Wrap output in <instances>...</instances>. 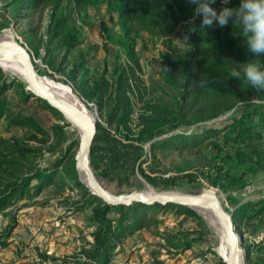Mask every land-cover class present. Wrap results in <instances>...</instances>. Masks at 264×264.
<instances>
[{"label": "rangeland", "instance_id": "obj_1", "mask_svg": "<svg viewBox=\"0 0 264 264\" xmlns=\"http://www.w3.org/2000/svg\"><path fill=\"white\" fill-rule=\"evenodd\" d=\"M177 1L176 22L164 15L163 23H154L130 16L127 0H0V34L11 29L32 53L37 74L69 85L95 114L89 164L106 190L214 193L235 218L242 264H264V216L248 219L241 209L249 200L256 207L264 202V125L256 127L257 138L238 128L224 137L228 128L218 124L264 102V92L249 87L242 73L245 63L261 65V59L247 50L231 20L223 28L204 27L202 42L192 47L187 33L195 5ZM238 5L231 0L227 6ZM212 7L224 5L217 0ZM232 70H241L240 78ZM27 88L0 68L6 98L0 193L40 175L10 192L0 209V230L16 219L0 247V264H51L46 254L76 262L93 241L97 203L76 168L79 135L40 98L25 101ZM212 125L218 129L210 132ZM146 127L156 135L143 140ZM177 133L192 137L178 140ZM131 219L135 227L113 238V264H225L214 250L220 242L214 213L152 205Z\"/></svg>", "mask_w": 264, "mask_h": 264}, {"label": "trees", "instance_id": "obj_2", "mask_svg": "<svg viewBox=\"0 0 264 264\" xmlns=\"http://www.w3.org/2000/svg\"><path fill=\"white\" fill-rule=\"evenodd\" d=\"M18 1H20L23 4L26 1L30 2L33 0H18ZM127 1L128 2L130 1L129 2L130 9H127V12L130 13V16L132 17L135 16L136 18L140 15H146L149 16V19L151 21H154V23H163L164 15L168 17L171 22L174 23L176 22V17H175V14L177 12L176 9L179 10L182 9L181 5L178 4L177 0H127ZM13 2L14 1H12V3ZM193 23L195 25L196 30L191 32L188 30L187 34L189 36V42H190L189 44L192 45V47H196L202 42L203 28L201 27L199 16L197 17L196 21H194ZM68 46L72 47L73 45H68ZM260 59H261V65H263L264 56H260ZM32 97L33 95L30 91L27 90L24 92L25 101ZM5 101L6 98L4 96H0V114L3 113L5 109L4 107ZM45 104L47 107L52 108L47 104V102H45ZM252 117H257L258 122L250 121ZM230 122L231 123L224 121L218 123L221 126V128H223L224 126H227L228 128V131L223 133L222 136L227 137V135L230 132H234V130L238 128L248 137L261 138V133L256 131V127L259 124L264 125V102L259 106H254L251 109H247L240 112L238 117L232 119ZM208 128H210L208 129L210 132L218 129L213 125L212 127L209 126ZM190 134L192 133H188V134L177 133L175 134L176 136H174L173 138H178V140L180 139L186 140L189 139V137H192ZM155 135H156L155 129H152L151 127H146L142 129L139 134V136L143 140L153 138ZM173 138L171 137L170 139ZM234 139H238V136L234 137ZM36 178H40V175L39 176L33 175L30 178L28 177L23 180L16 181L11 185H9L6 189H4V191L0 193V209L4 205L7 197L10 195V192L20 189L22 186H24L25 184H29L31 180ZM91 196L97 202L96 206L92 209V219L95 222L94 223L95 229L92 232L93 241L89 244V248L82 249L81 251V256H83L85 259H80L79 261L75 262V260L73 261L69 256L57 258L47 254L43 255L46 258H51L52 260H54L51 264H89L86 261L87 259L92 260L94 264H113L112 258L115 253L113 238L116 237L119 233L123 232L124 230H130L135 227L131 219V216L134 213H142L152 205L158 208L168 205L176 206L178 208L186 207L174 203L161 204L157 202L152 203V205L142 202H133L129 205L119 204V205L111 206L105 203L104 201H102L99 197L93 194H91ZM259 204H260L259 207H256L255 203L249 200L242 205L241 209H243L244 211H249V214L247 215L248 219H257L258 216H264V202L260 201ZM112 211L118 214L116 218H112L110 216V212ZM234 222H235V218H234ZM15 226H16V219L11 218L9 223L0 230V247L6 245L7 240L11 236V233L14 230ZM55 261L57 263H54Z\"/></svg>", "mask_w": 264, "mask_h": 264}, {"label": "water", "instance_id": "obj_3", "mask_svg": "<svg viewBox=\"0 0 264 264\" xmlns=\"http://www.w3.org/2000/svg\"><path fill=\"white\" fill-rule=\"evenodd\" d=\"M13 26V25H12ZM7 31V36L12 40L14 45L9 49L0 48V59H6L11 56H17L24 68V79L28 85L29 91L34 97L40 98L47 104L58 111L67 121L77 124L84 131V137L79 141L78 150L75 154L76 168L82 170L88 180L92 190L91 193L99 197L108 205H129L133 202L152 203H174L186 206L188 208L200 207L210 204L214 213L221 222V230L228 247L227 256L223 259L225 264H239L238 255L241 252L240 238L236 232V225L232 213L227 212L219 197L214 193L202 192L200 194H153L147 195L142 192L132 191L126 195H114L106 190L98 181L90 164L89 150L94 139V123L85 115L62 101L52 93L47 91L40 82L34 65L32 53L26 46L20 44L12 30ZM82 182V181H81Z\"/></svg>", "mask_w": 264, "mask_h": 264}, {"label": "clouds", "instance_id": "obj_4", "mask_svg": "<svg viewBox=\"0 0 264 264\" xmlns=\"http://www.w3.org/2000/svg\"><path fill=\"white\" fill-rule=\"evenodd\" d=\"M195 5L193 16L188 23L192 24L189 31H195L193 21L197 16L200 17L201 27L211 28L214 25L223 28L232 23L239 25L240 36L244 38L247 50L256 57L264 56V0H239L237 7H228L231 0H220L224 5L217 11L213 4L217 0H188ZM187 35L184 40L187 42ZM243 77L249 87L253 90L264 92V65L255 63H245L242 69ZM231 76L240 78L241 70H232Z\"/></svg>", "mask_w": 264, "mask_h": 264}, {"label": "bare ground", "instance_id": "obj_5", "mask_svg": "<svg viewBox=\"0 0 264 264\" xmlns=\"http://www.w3.org/2000/svg\"><path fill=\"white\" fill-rule=\"evenodd\" d=\"M7 31H10V30L7 29L0 34V48L1 49H9L10 47L14 45L12 40L7 36L6 34ZM12 34H14L13 31H12ZM0 68L2 70L9 71L13 75L24 79V68L22 66L21 61L19 60L17 56H11L6 59H0ZM37 76L47 91H49L54 96L61 99L62 101L66 102L68 105H70L71 107L79 111L81 114L88 117L95 124V121H96L95 114L90 111V109L84 104V102H82V100L76 94H74V92L72 91L69 85L62 83L60 81L54 80L47 75L37 74ZM27 89L30 90L29 88ZM71 126L75 129V131L79 135V139L80 140L83 139L84 137L83 129L75 123H71ZM78 170H79L80 178L82 182H84V184L92 190L90 184L88 183L87 178L85 177L84 172L80 170L79 168ZM208 193H211V192H208ZM192 209L195 210L198 214L203 215L204 217L207 216L209 213L211 214L214 213L213 207L210 204H206L200 207H194ZM217 225L219 229L218 231L220 233V235H218V237L220 238L219 239L220 242L218 245L214 247V250H215V253H217V255H219L221 258L224 259L227 256L228 247H227L226 241L224 239V235L221 230V222L219 219H218ZM238 261H239V264H242L241 252L238 255Z\"/></svg>", "mask_w": 264, "mask_h": 264}]
</instances>
